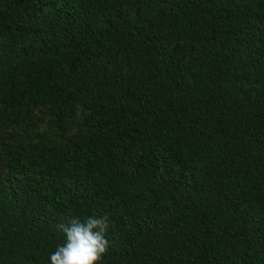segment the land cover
<instances>
[{
  "label": "trees",
  "instance_id": "obj_1",
  "mask_svg": "<svg viewBox=\"0 0 264 264\" xmlns=\"http://www.w3.org/2000/svg\"><path fill=\"white\" fill-rule=\"evenodd\" d=\"M264 264V0H0V264Z\"/></svg>",
  "mask_w": 264,
  "mask_h": 264
},
{
  "label": "clouds",
  "instance_id": "obj_2",
  "mask_svg": "<svg viewBox=\"0 0 264 264\" xmlns=\"http://www.w3.org/2000/svg\"><path fill=\"white\" fill-rule=\"evenodd\" d=\"M109 227L107 215L89 216L84 221L74 218L70 223H60L58 228L65 234V241L50 255L51 264L102 262L110 247L106 238Z\"/></svg>",
  "mask_w": 264,
  "mask_h": 264
}]
</instances>
